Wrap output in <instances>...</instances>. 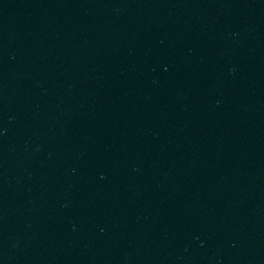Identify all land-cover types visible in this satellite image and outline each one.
<instances>
[{"label": "water", "instance_id": "1", "mask_svg": "<svg viewBox=\"0 0 264 264\" xmlns=\"http://www.w3.org/2000/svg\"><path fill=\"white\" fill-rule=\"evenodd\" d=\"M0 264H264V0H0Z\"/></svg>", "mask_w": 264, "mask_h": 264}]
</instances>
